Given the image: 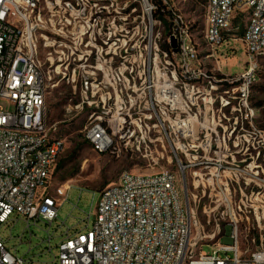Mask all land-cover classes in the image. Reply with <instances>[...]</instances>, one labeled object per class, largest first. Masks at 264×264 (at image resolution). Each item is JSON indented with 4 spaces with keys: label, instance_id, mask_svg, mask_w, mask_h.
<instances>
[{
    "label": "built area",
    "instance_id": "obj_1",
    "mask_svg": "<svg viewBox=\"0 0 264 264\" xmlns=\"http://www.w3.org/2000/svg\"><path fill=\"white\" fill-rule=\"evenodd\" d=\"M157 1L141 0L144 14L151 18L157 9ZM160 1L167 6L165 0ZM97 8L98 5H93L91 0H0V103L8 104L7 109L0 106V225L9 223L14 214L25 218L28 225L40 221L52 224L67 201L72 188L69 183L58 186L54 196L50 192L53 172L65 151L66 141L57 137L56 131L52 132L49 126L46 100L50 89L58 86L60 81H66L75 95L79 90L80 100L69 106L70 114L79 115L85 109L91 111L84 130L85 141L98 154H115L119 142L126 137H129L127 146L130 145L136 135L134 127L139 132L145 129L147 133L158 128L159 132L167 133L164 117L168 113L161 109V105L178 111L183 89L187 86L176 73L171 82L170 55L176 56L186 71L197 65V79L212 78L200 72L202 63L198 44L191 32L193 27L171 9L173 15L169 19L166 51L150 33L143 51L133 59L135 63L144 59L143 74L138 71L139 66L127 65L128 51H125V57L122 51L111 53L112 57L107 52L104 57L102 47L87 50L95 43L96 37L94 32L84 30L89 27L92 16L101 13ZM206 10L203 39L209 51L207 58H214L233 38L228 33L233 31L238 16L245 15L246 24L240 40L249 55L247 67L235 76L226 75L220 69L223 74L220 81L226 89L220 96L216 94V100L219 99L222 109H230L235 118L232 133L239 126L243 131L248 128L257 131L252 93L259 81L256 58L264 54V0H207ZM99 20V16L94 19L93 28L99 25ZM50 34L58 38L53 43L49 42ZM85 39L87 43L83 46ZM42 42L44 48H64L54 50L59 57L49 54V66L41 58ZM173 42H176L175 47ZM138 47L135 44V50ZM117 57L121 60L113 66ZM161 58L164 63L159 65L157 61ZM154 68L159 74L157 85L154 84ZM143 77L142 92L149 91L152 104L144 118L139 114L138 117L127 114L124 99V93L129 90L136 93L141 89L137 79ZM212 89L219 91L217 85ZM202 103L209 110L206 98H202ZM186 113L187 119L183 120L177 114L174 123L181 130V138L186 142L192 137L193 144L183 143L180 150L187 162L190 163L192 153L200 161L198 164L184 163L175 152L174 158L184 181L187 170L197 165L200 172L193 175L203 183L208 173L212 174L204 171L209 168L205 165L215 162V169L224 168L217 160L220 144L219 141L213 142L215 128L200 124V134L195 133L190 120L191 108ZM155 117L160 121L158 125H154ZM255 136L257 146L253 144V149L260 152L264 150V135L257 131ZM245 141L248 142L246 138ZM235 144L244 147L240 136ZM135 147L146 151L149 145L145 139H136L131 145L132 149ZM244 172L250 175L247 170ZM250 177L245 184L249 188L251 183L255 186L251 189V197L255 196L259 205L251 208L258 225H261L264 176H260L257 170L254 177ZM178 182V175L170 170L152 174L122 173L117 184L100 191L92 229L74 235L68 231L67 238L57 246L58 253L49 264H264V236L260 234L254 238L255 250L243 254L239 224L235 218L231 221L233 245H224L221 240L215 246L203 243L202 226L195 209L190 206L188 189L180 188ZM240 190L247 198L243 189ZM219 195L226 199L220 206L229 208L233 201L230 188H223ZM209 198H213L212 194ZM238 210L241 211V207ZM232 213L234 215V208ZM205 246L211 248V253L203 250ZM14 251H10L0 237V264H35L27 256L20 257L17 248Z\"/></svg>",
    "mask_w": 264,
    "mask_h": 264
},
{
    "label": "rangeland",
    "instance_id": "obj_2",
    "mask_svg": "<svg viewBox=\"0 0 264 264\" xmlns=\"http://www.w3.org/2000/svg\"><path fill=\"white\" fill-rule=\"evenodd\" d=\"M165 1L168 9L173 10L177 15H182L193 27L191 32L198 44L199 59L202 63L200 72L207 73L212 77L211 80L203 77V79H197L196 77L199 75L197 65H192L190 71H186L179 59L170 55L169 76L171 82L174 81L173 75L176 73L180 80L183 79L187 83V86L183 89V100L178 111L161 105V109L168 113V116L164 117L166 118L164 123L168 127L167 133L163 130L159 132L158 128H152L151 132L147 133L145 129L139 132V129L134 127L136 135L130 140V145L127 146L129 137H126L125 140L119 142V149L115 154H98L85 141L84 130L89 122L90 109H85L79 115L68 112L70 105L79 102V90L75 95L66 81H60L58 86L50 89L46 100L48 123L52 132L55 130L56 136L66 141L65 151L60 158L63 166L54 169L50 192L54 196L56 188L67 183L72 185V188L68 193L67 201L59 209L58 219L52 224L40 221L28 225L25 218L14 214L9 223L0 225V237L3 238L6 247L13 253L17 248V254L20 257L27 256L35 264L52 263L58 253L57 246L67 238L68 231L70 235H74L77 232L92 229L96 221L94 212L100 199V191L109 185L117 184L124 172L141 174L159 173L164 170L175 172L178 175L179 187L184 189L186 185L188 189L190 206L195 209L202 226L201 231L205 237L203 243L209 246H215L220 240L224 245L234 244L231 221L235 219L239 224L240 248L243 254L246 251L255 250L254 238L259 237L260 234L264 236V216L261 225H258L251 208L253 205H259L255 201V196L251 197V191L255 186L251 183L249 188L245 184L251 178L250 175L254 177L257 170L260 172V176H264L262 172L264 170V150L261 149L259 152L253 149V144L257 146L255 133L261 131L264 135V54L256 58L259 65V81L252 93V105L256 109L255 129L257 131L249 128L243 131L239 126L232 133L235 127V118H233L230 109H222L219 99L216 100V94L220 96L221 91L226 89V86H223L220 81L223 77L220 69L226 75L235 76L242 73L247 67L249 55L240 40L246 24L245 15L244 17L243 14L238 16L233 25V31L228 33L229 37L237 39L230 38L229 42L220 48L214 58H207L209 51L203 39L206 30L207 0ZM91 2L93 5H98L97 9H100L101 13L92 16V18L90 15L91 23L88 24L89 27H85V32L86 30L90 33L94 32L96 37L95 43H92V46L88 47L87 50H93L94 46L99 49L102 47L104 57L107 52H110L109 57H112L111 53L117 52L119 54L120 51L125 57V51H128L127 65L129 67L131 65L139 66L140 74H143L144 59L136 63L133 62V59H135V55L143 51L144 45L149 39L147 35L151 33L159 47L166 51L169 30H166L162 23L154 20L153 15L150 18L144 14V6L141 0H91ZM98 16L100 23L93 28V21ZM49 38L50 43L58 39L52 34ZM143 41L145 42L143 43ZM86 43L87 39L83 42V46ZM106 43L108 44L106 45ZM113 43L116 45H112ZM135 44L139 46L136 50ZM41 47V58L46 61L48 66L47 59L51 58L49 54L53 53L54 56L59 57L60 54H55L54 50L61 51L64 49H58V47L44 48L43 42ZM64 58H67V54ZM119 60H121L119 57L115 58L113 66H117ZM92 62L94 63V61ZM163 63L162 58L157 61L159 65ZM153 75L155 77L154 84L157 85L156 78L159 75L157 68H154ZM137 81L139 89L141 87L138 92L133 93L129 90L127 94L124 93V99L127 102L126 113L136 114V117L139 114L144 118L145 115L148 116L149 114L147 109H152L150 93L147 90L146 93L142 92L144 87L141 83L144 81V77L138 78ZM216 85L219 89L218 92L212 89ZM132 86L133 84H131ZM147 87H149L148 84ZM198 89H200V93ZM202 98H206V107L209 110L205 109ZM0 106L5 109L8 108V104L5 102H1ZM190 108L192 115L190 120L195 133L200 134V124L216 129V135L212 134L213 142L219 141L220 156L217 160L224 166L222 170H217L215 169V162L205 165L209 168L204 171L206 173L212 172V174L208 173L203 183L193 175L194 172H200V167L197 165L187 170L184 181L180 167L174 158L175 152L184 163L187 162L180 148H182L183 143L193 144L192 137L187 138L186 142L181 138L179 133L181 130L174 123L177 114L181 115L183 120L187 119L186 111H190ZM196 114L198 115L197 121ZM158 118L162 120L161 116ZM154 123V125H158L160 121L155 117ZM238 136L243 141L244 147L242 145L236 147L235 142ZM245 138L248 142L245 141ZM136 139H145L149 148L146 151L142 148L139 151L136 147L132 149L131 145ZM194 156L192 153L190 163L198 164L200 159H196ZM246 158L247 161L244 162ZM245 170L250 175L246 174ZM227 186L231 190L233 201L232 205L225 209L220 206L221 203L225 204V196H220L219 193ZM240 189H243L247 198L241 195ZM210 194L213 196L212 199L209 198ZM262 194L264 195V190ZM238 207H241V211L238 210ZM233 208L235 209L234 215L232 213ZM223 211H226L225 215H222ZM203 250L211 253L210 247L205 246Z\"/></svg>",
    "mask_w": 264,
    "mask_h": 264
},
{
    "label": "trees",
    "instance_id": "obj_3",
    "mask_svg": "<svg viewBox=\"0 0 264 264\" xmlns=\"http://www.w3.org/2000/svg\"><path fill=\"white\" fill-rule=\"evenodd\" d=\"M160 1V0H159ZM157 1V9L153 13L154 20H159L163 23V25L166 27V30H169V19L172 17V11L168 9L167 6L163 5V3L160 1ZM237 20V19H236ZM239 22H241V19H239ZM239 27V26H238ZM63 166L62 162L59 160L57 163L56 168H61Z\"/></svg>",
    "mask_w": 264,
    "mask_h": 264
},
{
    "label": "water",
    "instance_id": "obj_4",
    "mask_svg": "<svg viewBox=\"0 0 264 264\" xmlns=\"http://www.w3.org/2000/svg\"><path fill=\"white\" fill-rule=\"evenodd\" d=\"M175 46H176V42H173V47H175ZM184 189H186V185H185Z\"/></svg>",
    "mask_w": 264,
    "mask_h": 264
}]
</instances>
